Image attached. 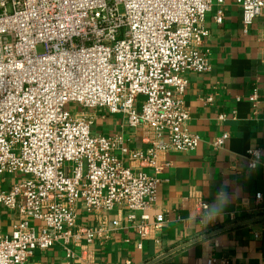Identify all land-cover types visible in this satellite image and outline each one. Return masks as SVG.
<instances>
[{
	"label": "built area",
	"instance_id": "obj_1",
	"mask_svg": "<svg viewBox=\"0 0 264 264\" xmlns=\"http://www.w3.org/2000/svg\"><path fill=\"white\" fill-rule=\"evenodd\" d=\"M233 1L244 32L260 19L255 34L264 44V0ZM212 3L0 0V209L17 217L10 234L0 231V264H27L35 249L55 243L65 249L63 264H76L71 241L90 243L102 232L78 223L79 205L93 213L127 210L140 240L161 229L163 213L153 220L148 213L165 167L160 157L192 151L201 140L186 130L182 94L185 73L210 69L199 47ZM214 19L222 22V10ZM70 104L89 112H72ZM95 111L142 128L146 148L129 149L120 133L92 131ZM227 136L211 147L222 148ZM124 156L149 170L125 165ZM245 156L254 169L260 149ZM206 264L231 263L209 257Z\"/></svg>",
	"mask_w": 264,
	"mask_h": 264
},
{
	"label": "crops",
	"instance_id": "obj_2",
	"mask_svg": "<svg viewBox=\"0 0 264 264\" xmlns=\"http://www.w3.org/2000/svg\"><path fill=\"white\" fill-rule=\"evenodd\" d=\"M217 10L223 12L221 23L214 19ZM259 25L256 18L244 32L240 7L233 0H213L203 21L208 35L199 47L210 69L185 73L187 85L182 94L190 115L186 130L201 140L192 151H172L160 157L165 167L148 213L150 220L163 213L161 229L140 240L126 218L127 210L93 213L79 205L78 223L101 227L102 232L90 243L71 241L74 263L206 264L209 257H227L231 264H264V218L225 229L264 217V44L256 39ZM95 122L99 133L122 134L129 149L147 146L143 129L129 128L119 115L104 113ZM223 133L228 135L223 147L213 149L211 141ZM254 147L260 149V161L249 169L245 155ZM123 163L149 170L127 156ZM223 191L230 201L220 207ZM255 193L262 195L258 202ZM202 203L207 210L201 209ZM210 214L213 218L207 220ZM198 216H204L203 226ZM16 220V213L0 209L2 233L10 234ZM65 254L64 247L55 243L35 249L27 264H63Z\"/></svg>",
	"mask_w": 264,
	"mask_h": 264
},
{
	"label": "rangeland",
	"instance_id": "obj_3",
	"mask_svg": "<svg viewBox=\"0 0 264 264\" xmlns=\"http://www.w3.org/2000/svg\"><path fill=\"white\" fill-rule=\"evenodd\" d=\"M37 50H38V52H41V51H42V46L39 45V46L37 47ZM68 108L71 109L72 112H89V109L84 108V107L79 106V105H75V104H70V105L68 106ZM91 114H92V113H91ZM94 114H95V116H96V121H97V120L99 119L100 115H101V114H104V113H103V112L101 113V112H96V111H95ZM91 128H92V131H95V132L100 131V129H99V127H98V124H96V122L93 124V126H92ZM11 176H12V175H11ZM11 176H10V177H11ZM11 178L14 179V176H12Z\"/></svg>",
	"mask_w": 264,
	"mask_h": 264
},
{
	"label": "clouds",
	"instance_id": "obj_4",
	"mask_svg": "<svg viewBox=\"0 0 264 264\" xmlns=\"http://www.w3.org/2000/svg\"><path fill=\"white\" fill-rule=\"evenodd\" d=\"M225 187L227 188V183L225 184ZM230 201V196L228 194L227 191H223L221 194H220V198H219V206L220 207H223L225 205H227ZM187 206V205H186ZM205 209L208 208L207 205H204ZM213 218V216L210 214L208 217H207V220H211ZM227 242H225L226 244ZM218 248L221 246L219 243H217L216 245Z\"/></svg>",
	"mask_w": 264,
	"mask_h": 264
},
{
	"label": "water",
	"instance_id": "obj_5",
	"mask_svg": "<svg viewBox=\"0 0 264 264\" xmlns=\"http://www.w3.org/2000/svg\"><path fill=\"white\" fill-rule=\"evenodd\" d=\"M261 218H264V217H257V218H254V219H249V220H247V221L236 222V223H233V224H231V225L225 227V229H228V228H234V227H238V226H241V225H245V224H248V223H250V222H253V221L257 220V219H261ZM219 231H220V230H219ZM219 231H217V232H219ZM210 234H212V233H210Z\"/></svg>",
	"mask_w": 264,
	"mask_h": 264
}]
</instances>
